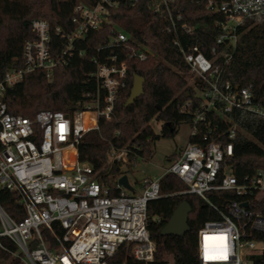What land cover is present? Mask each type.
Listing matches in <instances>:
<instances>
[{"label": "built area", "instance_id": "1", "mask_svg": "<svg viewBox=\"0 0 264 264\" xmlns=\"http://www.w3.org/2000/svg\"><path fill=\"white\" fill-rule=\"evenodd\" d=\"M138 1H79L68 33L60 27L52 30L46 19L32 21L35 38L23 46V67L9 68L0 81V188L19 194L26 211L17 221L0 206V239H12L25 264H158L154 262L157 243L147 225V205L161 196V177L173 173L185 183V193L200 197L218 212L217 218L205 221L198 232L199 264H264L260 258L264 241L254 236L264 231V170L259 168L244 180L233 171L229 161L237 125L232 119L224 132L225 143L218 140L223 132L216 126L210 124L205 133L199 127L208 122V113L225 117L243 110L264 118V106L255 102L252 86H234L224 79L222 68L232 57L238 28L247 21L263 23L264 0H207V9L222 16L214 21L219 32L210 56L198 44L187 48L182 44L181 34L190 35L192 29L176 0H151L153 10L166 19L163 31L174 35V45L191 70L189 84L198 105L190 134L199 135L202 142H188L162 176L148 179L138 190L131 183L135 192L127 191L117 178L121 192L113 195L110 187L95 177L93 167L78 158L81 138L99 129L101 118L111 120L120 92L128 84L129 60L142 62L155 55L144 40L133 44L132 36L111 20L114 10L136 6ZM108 23L110 39L106 46L95 49L93 58L97 91L83 109L72 114L41 109L34 117L9 112L4 101L6 86L40 70L51 80L57 66L65 65L75 54L84 57L81 40ZM53 34L60 42H53ZM109 49V54H104ZM192 104L187 101L183 109ZM68 149L73 155L65 153ZM127 155L125 148L113 149L110 157L127 162ZM223 193L237 198L227 199ZM206 243L209 258H205ZM125 245L124 256L135 261L113 260Z\"/></svg>", "mask_w": 264, "mask_h": 264}, {"label": "trees", "instance_id": "2", "mask_svg": "<svg viewBox=\"0 0 264 264\" xmlns=\"http://www.w3.org/2000/svg\"><path fill=\"white\" fill-rule=\"evenodd\" d=\"M79 1L90 3L94 0H0V81L9 68L23 67V46L26 40L35 38L32 21L43 18L49 21L52 30L60 27L68 33L73 29L71 19ZM176 1L192 29L190 35L181 34L182 44L185 48L198 44L210 56V47L219 32L214 21L222 16L207 9V0H200V3L197 0ZM111 20L132 36L133 44L144 40L155 53L142 62L129 60L128 84L120 92L111 120L101 118L100 128L85 134L78 146V158L93 167L95 177L108 185L113 195L121 192L116 187L117 178L124 174L129 176L132 165L138 159H151L157 141L163 137L174 138L182 123H188L192 128L198 103L195 90L189 84L191 70L180 49L174 45V35L163 31L166 19L153 10L151 0H139L136 6H121L112 12ZM110 26L108 23L101 31L87 34L79 43V47L86 50L85 56L75 54L68 63L57 66L51 80L40 70L26 73L23 81L6 86L4 101L9 112L34 117L41 109L61 110L68 114L83 109L97 91L96 80L92 75L95 70L93 58L97 55V47L107 45ZM237 33L238 41L231 49L232 57L222 67L224 79L230 80L234 86L251 85L255 102L264 106V21L260 24L247 21L238 28ZM52 38L54 43L60 42L58 35L53 34ZM109 52L110 49L105 50L104 54ZM121 58H124L123 54ZM134 74L145 77V90L143 95L126 106ZM190 100L193 104L183 109ZM228 119L237 125L229 164L238 178L244 180L254 175L257 169L264 170V118L243 110H235L225 117L208 113V122L201 123L199 127L205 133L210 124L212 128L216 126L219 132H223L218 140L225 143L227 137L224 132L230 126ZM152 120L163 122L159 134L152 126ZM188 138L189 142H202L199 135L189 134ZM123 148L128 150L127 162L111 160L112 150ZM179 151L167 155L169 164L178 158ZM73 153L69 149L66 154ZM137 182L141 183L136 179ZM159 185L161 196L150 200L147 205V225L151 237L157 243L154 262L199 264L198 232L205 221L216 219L218 212L200 197L185 193V183L173 173H165ZM223 194L227 199L237 198L234 194ZM183 200L193 207L188 219L189 230L182 236L161 235L165 223ZM261 205L264 211V201ZM0 206L17 221L26 216L20 196L14 191L0 188ZM254 236L264 241V231ZM126 250L128 247L125 245L113 260L135 261L130 256H124ZM260 258L264 261V251ZM2 262L24 264L18 246L6 236L0 239V264Z\"/></svg>", "mask_w": 264, "mask_h": 264}, {"label": "rangeland", "instance_id": "3", "mask_svg": "<svg viewBox=\"0 0 264 264\" xmlns=\"http://www.w3.org/2000/svg\"><path fill=\"white\" fill-rule=\"evenodd\" d=\"M191 78H189V82ZM152 126L154 127L156 133H160L162 130L163 122L152 120ZM191 128L188 123H182L179 126L178 133L174 138L163 137L156 142L155 153L153 157L149 160L138 159L132 165V172H129L130 182L138 190L140 185L154 177H160L164 174L165 168L169 166L167 161V155L174 153L176 150L179 151L189 142V134ZM136 179L141 181V183H136ZM44 229L43 226H41ZM1 264H8L7 262H2ZM25 264V263H24Z\"/></svg>", "mask_w": 264, "mask_h": 264}, {"label": "water", "instance_id": "4", "mask_svg": "<svg viewBox=\"0 0 264 264\" xmlns=\"http://www.w3.org/2000/svg\"><path fill=\"white\" fill-rule=\"evenodd\" d=\"M144 81L145 77L134 74L133 75V83L132 89L130 92L125 105H129L135 101L138 97L144 94ZM118 182L127 190L131 192H135L134 186L131 184L129 176L124 174L119 177ZM243 205L247 206V203H243ZM193 207L186 200H183L177 208L174 210L173 214L170 216L168 221L165 223V226L160 231L161 235H176L182 236L189 230L188 219L189 215L192 213Z\"/></svg>", "mask_w": 264, "mask_h": 264}, {"label": "snow or ice", "instance_id": "5", "mask_svg": "<svg viewBox=\"0 0 264 264\" xmlns=\"http://www.w3.org/2000/svg\"><path fill=\"white\" fill-rule=\"evenodd\" d=\"M63 127V126H61ZM209 238L207 236H205V241H207ZM205 258H209V255H208V245L207 243L205 244Z\"/></svg>", "mask_w": 264, "mask_h": 264}, {"label": "bare ground", "instance_id": "6", "mask_svg": "<svg viewBox=\"0 0 264 264\" xmlns=\"http://www.w3.org/2000/svg\"><path fill=\"white\" fill-rule=\"evenodd\" d=\"M87 115H88V114H87ZM68 150H69V149H68ZM68 150H66V151H65V153H67V152H68Z\"/></svg>", "mask_w": 264, "mask_h": 264}, {"label": "crops", "instance_id": "7", "mask_svg": "<svg viewBox=\"0 0 264 264\" xmlns=\"http://www.w3.org/2000/svg\"><path fill=\"white\" fill-rule=\"evenodd\" d=\"M140 187V186H139Z\"/></svg>", "mask_w": 264, "mask_h": 264}]
</instances>
